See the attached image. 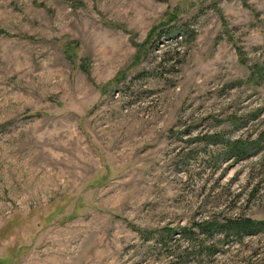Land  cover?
Returning a JSON list of instances; mask_svg holds the SVG:
<instances>
[{
    "label": "rangeland",
    "instance_id": "rangeland-1",
    "mask_svg": "<svg viewBox=\"0 0 264 264\" xmlns=\"http://www.w3.org/2000/svg\"><path fill=\"white\" fill-rule=\"evenodd\" d=\"M263 71L264 0H0V264H264L187 241L264 222Z\"/></svg>",
    "mask_w": 264,
    "mask_h": 264
},
{
    "label": "trees",
    "instance_id": "trees-1",
    "mask_svg": "<svg viewBox=\"0 0 264 264\" xmlns=\"http://www.w3.org/2000/svg\"><path fill=\"white\" fill-rule=\"evenodd\" d=\"M245 2V0H242ZM180 26L177 28H171L172 30H168L166 33L168 34V37H177L180 36V40H177V46L183 47V44L187 41V39H194L197 35L194 29H191L188 25ZM179 55V54H177ZM176 59L177 64H182L184 62V57ZM264 73V71H263ZM260 75L262 76V72L260 71ZM247 147L244 145H238V144H232L231 142H226V150L225 154L227 157H236L241 158L244 157L247 152ZM198 228L200 230V233L203 235H206V239L202 240L200 239V236H197V233L193 230L189 231L187 233V241L189 243V246L192 248H198L204 247V242L210 241L215 239L216 236H229L234 235L238 238L248 234V233H262L264 232V222L262 221H251L249 219H238V220H230L226 221L224 223L213 220V221H205L200 224H198ZM224 236V237H225Z\"/></svg>",
    "mask_w": 264,
    "mask_h": 264
}]
</instances>
